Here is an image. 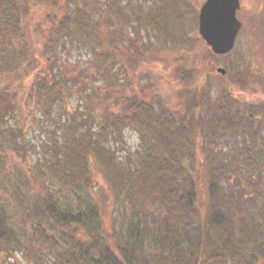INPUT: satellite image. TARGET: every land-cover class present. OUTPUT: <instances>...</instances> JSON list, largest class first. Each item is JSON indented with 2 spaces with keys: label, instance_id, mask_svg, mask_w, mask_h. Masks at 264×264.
<instances>
[{
  "label": "trees",
  "instance_id": "1",
  "mask_svg": "<svg viewBox=\"0 0 264 264\" xmlns=\"http://www.w3.org/2000/svg\"><path fill=\"white\" fill-rule=\"evenodd\" d=\"M152 1L129 13L122 0H0V264L18 255L26 264H264V189L251 198L239 178L264 184V101L229 89L213 99L202 84L189 95L215 107L195 117L152 84L143 93L131 70L149 29L160 17L173 40L195 11L187 0ZM89 47L92 56L62 58ZM176 67L197 80L195 66ZM74 93L79 114L65 106ZM17 111L22 123L6 126ZM38 117L55 128L34 163L20 138ZM125 128L139 141L123 156L113 141ZM93 160L112 198L95 195Z\"/></svg>",
  "mask_w": 264,
  "mask_h": 264
},
{
  "label": "rangeland",
  "instance_id": "2",
  "mask_svg": "<svg viewBox=\"0 0 264 264\" xmlns=\"http://www.w3.org/2000/svg\"><path fill=\"white\" fill-rule=\"evenodd\" d=\"M139 1L143 2L144 0H122L124 4L128 5L127 10L129 13L132 11L130 8L132 3L136 4ZM147 1L148 4H154L152 0ZM204 1L187 0L186 3H181V6L183 5L185 7L187 3L192 2L191 7L195 9V11L190 9L187 11L188 13L186 12L185 20L180 28L173 27L175 33H179L181 36L176 35L172 40L168 36L170 33L167 28L164 27L167 24L162 22L160 17L159 23H163V26L160 25V28L157 29H149L150 47L146 51L144 60L136 66V70H131L136 86L143 88V93H147L146 91L150 89L149 85L152 84L153 89L156 88L160 91L158 97L162 102L170 107L175 106V108L187 116L194 115L198 117L206 113L207 110L208 112L214 110L215 106L209 105L207 101H203L202 103H198L197 101L195 103L194 94L189 95L190 91H195L197 87L199 88L203 85L204 89L208 90V93L213 99L217 98L224 89H229L234 95L244 98L248 102L250 101L255 104L262 103L264 101V11H255L257 8L255 3L257 0H241L244 16L243 28L236 46L229 54L215 55L209 52L207 45L202 41L198 32L196 19L198 20V9ZM158 6L163 8L160 0ZM262 8L264 9V7ZM254 11L255 14L253 15ZM98 19L100 20L99 24L105 27L104 20L101 17H98ZM184 29L185 32L181 34ZM147 33L144 29L143 34L146 36ZM80 56H92L91 48H83L82 54L77 49H73L70 55L63 53L62 58L70 64ZM178 61H183L196 67V75H198L196 81L189 79L184 74L181 79L180 76L177 77L178 71L176 66ZM118 65L120 63L115 68ZM219 66L226 69V74L217 72L216 68ZM115 71H120V79L124 80L122 76L124 71ZM96 85L103 86L104 81L100 80L96 82ZM80 97V95L74 93L68 99V104L66 103L65 106L67 108L70 106V110L73 111L78 110V114L83 112L86 107L84 100H81ZM63 106L64 104L57 105L54 108L53 115L58 116ZM21 115V112L17 111L13 117L8 119L6 126H17L21 124ZM259 116L264 117V114L258 112L257 117ZM52 122L51 119L38 117L34 120L29 119V122L24 124L27 132L23 138H20V141L28 143L26 149L34 163L41 156V152H43L41 145L45 141L50 140L52 134L50 130L55 128L51 124ZM138 141V133L132 128H125L122 137L116 138L113 141V146L118 149L117 153L119 155L123 154L125 156L130 149L131 151H135ZM199 158L203 160L201 155H199ZM92 171L96 180V186L94 188L95 195L105 194L112 198L110 190L104 186V176L101 174L100 167L95 160L92 162ZM239 178L241 184L250 191L251 198H255L259 194V188L264 189V184H258L256 178H252L251 180L245 179L243 176ZM235 183H237L236 187H240L238 182ZM198 184L199 200L202 203V209H204L208 195L206 175L203 169L201 170ZM256 199H260V197ZM13 260L17 261V264H26L22 255H18Z\"/></svg>",
  "mask_w": 264,
  "mask_h": 264
},
{
  "label": "water",
  "instance_id": "3",
  "mask_svg": "<svg viewBox=\"0 0 264 264\" xmlns=\"http://www.w3.org/2000/svg\"><path fill=\"white\" fill-rule=\"evenodd\" d=\"M240 0H205L199 10V33L217 54H225L235 46L242 21L237 16ZM216 70L225 74L222 66Z\"/></svg>",
  "mask_w": 264,
  "mask_h": 264
},
{
  "label": "flooded vegetation",
  "instance_id": "4",
  "mask_svg": "<svg viewBox=\"0 0 264 264\" xmlns=\"http://www.w3.org/2000/svg\"><path fill=\"white\" fill-rule=\"evenodd\" d=\"M256 5V9H255V11H264V9L262 8V7H264V0H257L256 1V3H255ZM255 11L253 12V15L255 14ZM243 7H242V2H241V7H240V9L238 10V16H239V18L242 20V22H243V18H244V16H243ZM241 31H242V29H241ZM240 31V32H241ZM240 35V34H239ZM239 35H238V37H239Z\"/></svg>",
  "mask_w": 264,
  "mask_h": 264
}]
</instances>
